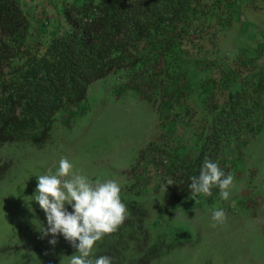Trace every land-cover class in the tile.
Returning a JSON list of instances; mask_svg holds the SVG:
<instances>
[{"label": "trees", "instance_id": "trees-1", "mask_svg": "<svg viewBox=\"0 0 264 264\" xmlns=\"http://www.w3.org/2000/svg\"><path fill=\"white\" fill-rule=\"evenodd\" d=\"M232 3L67 0L58 16L35 21L19 0H0V147L11 142L44 146L58 116L76 112L94 82L116 74L121 90L137 91L150 101L168 134L179 122L186 129L193 126L201 112L196 154L168 165L173 202L192 193L191 177L199 175L205 160L229 174L264 131V66L241 54L211 67L199 56L206 41L232 25ZM196 91L199 111L191 101ZM153 158L150 163L156 164ZM7 168L0 167V178ZM218 193L213 187L211 194ZM122 201L127 213L118 226L120 242L123 228L133 229L147 215L142 204ZM129 240L134 248L125 252L115 248L113 232L106 234L93 255H109L113 264H151L160 255V245H148L147 235L143 240L132 232ZM142 240L146 247L139 248ZM76 251L61 237L56 246L35 248L28 257L22 253L13 264H67Z\"/></svg>", "mask_w": 264, "mask_h": 264}, {"label": "rangeland", "instance_id": "rangeland-1", "mask_svg": "<svg viewBox=\"0 0 264 264\" xmlns=\"http://www.w3.org/2000/svg\"><path fill=\"white\" fill-rule=\"evenodd\" d=\"M19 1L37 21L41 15L58 16L67 0ZM230 7L232 25L211 43L206 41V52L199 56L214 67L219 59L226 64L245 54L263 67L264 0H233ZM191 101L199 111L197 91ZM201 119L199 111L193 126L186 129L179 122L168 134L159 126L150 101L137 91L121 90L117 75L110 74L90 86L76 112L58 116L44 146L30 142L1 146L0 167L8 168L0 178V264H13L35 248L56 246L49 243L51 234L43 233L46 216L32 196L37 176L49 169L55 172L61 157L92 182L115 180L122 199L146 208V219L133 229L123 228L121 242L119 227L113 232L116 249L132 251L133 232L143 240L147 235L148 245H160V255L151 264H264V131L251 140L229 173L234 185L228 200L219 193H191L180 202L171 199L173 176L169 166L161 165V157L168 155L172 164L196 154ZM152 154L156 164L150 163ZM212 209H224L226 220L215 223ZM143 240L139 248L146 247Z\"/></svg>", "mask_w": 264, "mask_h": 264}, {"label": "clouds", "instance_id": "clouds-1", "mask_svg": "<svg viewBox=\"0 0 264 264\" xmlns=\"http://www.w3.org/2000/svg\"><path fill=\"white\" fill-rule=\"evenodd\" d=\"M37 181L32 197L46 216L44 235L51 234L52 245L63 236L77 250L67 264H113V257L93 255V249L125 220L127 206L122 201L119 183L112 179L92 182L88 176L74 171V164L67 157H61L55 172L49 169L38 175ZM233 185L234 177L208 159L199 175L191 177L189 188L195 195H211L212 188L218 187L219 196L228 200ZM211 218L215 223H223L225 210L212 209Z\"/></svg>", "mask_w": 264, "mask_h": 264}, {"label": "built area", "instance_id": "built-area-1", "mask_svg": "<svg viewBox=\"0 0 264 264\" xmlns=\"http://www.w3.org/2000/svg\"><path fill=\"white\" fill-rule=\"evenodd\" d=\"M170 162H171V159H170V157L168 155H166V154L162 155V157H161V165L163 167L168 166L170 164Z\"/></svg>", "mask_w": 264, "mask_h": 264}]
</instances>
